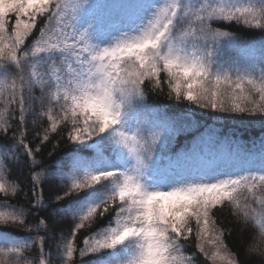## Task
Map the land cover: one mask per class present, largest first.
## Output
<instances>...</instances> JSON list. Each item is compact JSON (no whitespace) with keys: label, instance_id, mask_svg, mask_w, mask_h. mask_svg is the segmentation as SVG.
I'll use <instances>...</instances> for the list:
<instances>
[{"label":"trees","instance_id":"16d2710c","mask_svg":"<svg viewBox=\"0 0 264 264\" xmlns=\"http://www.w3.org/2000/svg\"><path fill=\"white\" fill-rule=\"evenodd\" d=\"M26 1L0 0V234L13 237L0 243V264H101L87 243L121 205L110 176L95 173L96 155L74 138L100 124L63 78L66 0ZM132 1L87 8L109 27L125 22L120 9ZM161 9L118 49L110 72L116 102L147 117L139 150L162 170L163 157L204 134L200 150L214 163L224 148H264V0H169ZM239 186L211 204L209 222L232 264H264V178ZM184 243L170 264H211L196 237Z\"/></svg>","mask_w":264,"mask_h":264},{"label":"rangeland","instance_id":"374dc122","mask_svg":"<svg viewBox=\"0 0 264 264\" xmlns=\"http://www.w3.org/2000/svg\"><path fill=\"white\" fill-rule=\"evenodd\" d=\"M167 1L135 0L120 29L112 25L104 30L94 27L85 0H68L71 21L60 41L66 65L63 78L77 84L76 105L88 108L100 122L99 130L91 124L81 126L74 138L99 156L97 172H111L110 160L123 170L109 182L121 207L111 225L87 243L89 251L96 250L102 257L101 264H170L189 235L196 237L198 250L211 264H232L218 230L209 222V207L233 196L240 187L239 177H264V151L241 168L238 160L243 154H230L227 161L236 162L227 170L220 164L209 166L206 159L200 166L204 157L200 154L197 160L191 152L198 149L193 147L176 158L166 157L164 174L139 153L135 141L139 114L122 112L116 104L110 94V72L116 67L118 48L127 45L132 31L148 23ZM4 236H0L2 243Z\"/></svg>","mask_w":264,"mask_h":264},{"label":"bare ground","instance_id":"6f19581e","mask_svg":"<svg viewBox=\"0 0 264 264\" xmlns=\"http://www.w3.org/2000/svg\"><path fill=\"white\" fill-rule=\"evenodd\" d=\"M3 236H4V235H3ZM4 237L7 238L6 236H4ZM8 239H9V238H7L6 240H8ZM6 240H5V241H6ZM5 241H4V242H5ZM4 242H3V243H4ZM0 243H2V242H0Z\"/></svg>","mask_w":264,"mask_h":264}]
</instances>
